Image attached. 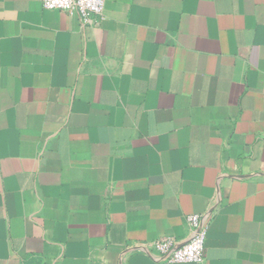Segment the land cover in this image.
I'll return each mask as SVG.
<instances>
[{
    "label": "crops",
    "instance_id": "1",
    "mask_svg": "<svg viewBox=\"0 0 264 264\" xmlns=\"http://www.w3.org/2000/svg\"><path fill=\"white\" fill-rule=\"evenodd\" d=\"M104 2L0 0V264H264V0Z\"/></svg>",
    "mask_w": 264,
    "mask_h": 264
},
{
    "label": "built area",
    "instance_id": "2",
    "mask_svg": "<svg viewBox=\"0 0 264 264\" xmlns=\"http://www.w3.org/2000/svg\"><path fill=\"white\" fill-rule=\"evenodd\" d=\"M40 2L45 9L75 13L83 23L97 22L104 17V0H40ZM208 219V213L187 215L189 236L184 241H179L170 235H163L152 241V249L156 252L155 259L169 263L202 262L205 237L209 227ZM135 248L149 252L145 245H136Z\"/></svg>",
    "mask_w": 264,
    "mask_h": 264
}]
</instances>
